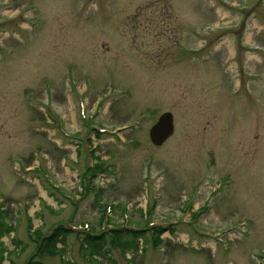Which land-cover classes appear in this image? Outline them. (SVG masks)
Wrapping results in <instances>:
<instances>
[{
  "label": "rangeland",
  "instance_id": "1",
  "mask_svg": "<svg viewBox=\"0 0 264 264\" xmlns=\"http://www.w3.org/2000/svg\"><path fill=\"white\" fill-rule=\"evenodd\" d=\"M164 113L175 133L156 147ZM100 189L112 225L173 223L125 256L109 244L114 264H264V0H0L3 242L25 248L12 261L60 226L100 232ZM79 247L72 233L64 259L36 260L113 264Z\"/></svg>",
  "mask_w": 264,
  "mask_h": 264
},
{
  "label": "trees",
  "instance_id": "2",
  "mask_svg": "<svg viewBox=\"0 0 264 264\" xmlns=\"http://www.w3.org/2000/svg\"><path fill=\"white\" fill-rule=\"evenodd\" d=\"M96 162L94 170L96 172L104 170L106 163L99 159H97ZM104 194L105 192L103 190L100 189L98 191L96 195V203L100 208L105 210L106 204H102ZM12 232H15V228L9 223V217L0 211V264H4L7 260L9 261V264H15L9 259L10 253L2 241L5 236L10 235ZM72 233L74 232L65 227H58L49 237L44 238L41 241L35 256L27 264H42L40 261H37L36 258H42L47 255L52 257H65L66 239L68 235ZM163 233V230L153 229L152 235L154 236L155 244L161 242L160 238ZM78 236L80 239L79 249L83 257L88 258L91 261L98 258H106L111 261V263H114L110 258V250L107 249L109 244H111L110 247L120 249L125 256L127 253L134 252V250L140 245L141 241L145 242L146 232L132 231L128 229H114L99 234L79 233ZM12 244L15 250H20L22 246L21 241L16 238L13 239ZM58 245H62V248H59ZM22 251H25L24 247H22ZM65 264L71 263L65 262Z\"/></svg>",
  "mask_w": 264,
  "mask_h": 264
},
{
  "label": "water",
  "instance_id": "3",
  "mask_svg": "<svg viewBox=\"0 0 264 264\" xmlns=\"http://www.w3.org/2000/svg\"><path fill=\"white\" fill-rule=\"evenodd\" d=\"M174 134V120L169 113L163 114L158 123L150 130L151 142L157 146H162Z\"/></svg>",
  "mask_w": 264,
  "mask_h": 264
}]
</instances>
